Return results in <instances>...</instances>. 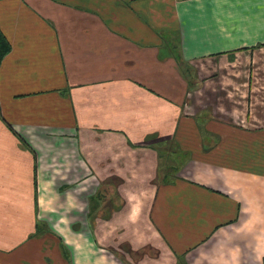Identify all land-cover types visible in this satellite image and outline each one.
<instances>
[{
	"label": "crops",
	"instance_id": "0c3cea01",
	"mask_svg": "<svg viewBox=\"0 0 264 264\" xmlns=\"http://www.w3.org/2000/svg\"><path fill=\"white\" fill-rule=\"evenodd\" d=\"M0 264H264V0H0Z\"/></svg>",
	"mask_w": 264,
	"mask_h": 264
},
{
	"label": "trees",
	"instance_id": "16d2710c",
	"mask_svg": "<svg viewBox=\"0 0 264 264\" xmlns=\"http://www.w3.org/2000/svg\"><path fill=\"white\" fill-rule=\"evenodd\" d=\"M10 51L11 45L5 35L0 31V65Z\"/></svg>",
	"mask_w": 264,
	"mask_h": 264
}]
</instances>
